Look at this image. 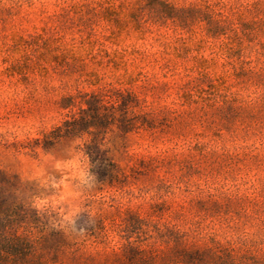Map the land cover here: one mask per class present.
<instances>
[{
	"label": "rangeland",
	"instance_id": "374dc122",
	"mask_svg": "<svg viewBox=\"0 0 264 264\" xmlns=\"http://www.w3.org/2000/svg\"><path fill=\"white\" fill-rule=\"evenodd\" d=\"M171 8L185 11L183 23ZM117 91L136 96L155 128L106 136L128 176L109 185L92 172L88 136L44 139L78 113L61 109L62 97ZM0 170L33 186L18 217L31 228L18 234L63 230L89 264H117L156 225L200 248L261 257L264 0H0ZM236 196L247 197V218L198 205Z\"/></svg>",
	"mask_w": 264,
	"mask_h": 264
},
{
	"label": "trees",
	"instance_id": "16d2710c",
	"mask_svg": "<svg viewBox=\"0 0 264 264\" xmlns=\"http://www.w3.org/2000/svg\"><path fill=\"white\" fill-rule=\"evenodd\" d=\"M172 14L169 19L174 24L183 23L181 14L184 10L170 9ZM208 32L216 34L219 26L212 19L208 22ZM233 49V48H232ZM232 56H240V50H232ZM96 93H79L77 96H65L59 103L63 110H73L78 107V113L67 116L61 126L56 127L45 136V147H51L63 138H84L88 136L90 141L85 143V153L95 165L92 172L99 175L102 184L116 185L124 183L128 176L123 173L115 163L111 150L106 148V136L118 130L116 136L125 139L126 136L140 128H155L154 119L150 114H139L136 108L139 101L131 93L120 91L108 95ZM34 191L33 186L23 187L18 181L0 170V264H48L47 258L54 263L61 264H89V259H84L74 244L68 240L63 230L53 232V239L42 236L37 240L18 234L19 229L29 231L26 226L19 223L21 214H28V207L21 202V194L24 191ZM254 207L257 202L252 201ZM201 209L206 213L216 216H236L247 218V197H223L221 200L210 199L199 201ZM261 218V232L264 234V210L257 211ZM47 226V223L39 221ZM16 224V226H13ZM14 229V230H13ZM44 229V228H43ZM42 229V230H43ZM50 240L54 241L50 246ZM152 240V243L144 247V241ZM163 246V249L160 248ZM67 254V262H64L63 254ZM228 259L230 264H242V261H250L251 264H264V255L247 254L240 257L235 250L225 248L215 243L210 248H200L188 242V235L174 230L168 226H154L153 234L140 241L138 245H129L124 249L122 258L117 264H212L216 259ZM241 261V262H239ZM107 264V263H105Z\"/></svg>",
	"mask_w": 264,
	"mask_h": 264
}]
</instances>
